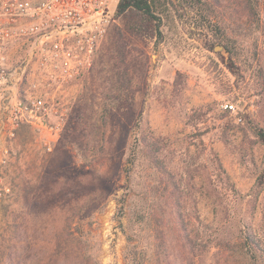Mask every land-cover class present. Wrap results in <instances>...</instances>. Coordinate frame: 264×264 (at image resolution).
I'll use <instances>...</instances> for the list:
<instances>
[{"label":"rangeland","instance_id":"1","mask_svg":"<svg viewBox=\"0 0 264 264\" xmlns=\"http://www.w3.org/2000/svg\"><path fill=\"white\" fill-rule=\"evenodd\" d=\"M118 2L111 0L114 21L67 116L49 118L61 129L25 123L9 144L4 172L11 194L0 202V264L17 262V236L25 246L23 264H186L184 245L158 201L143 134L162 141L185 191L186 220L198 230L210 227L214 248L195 264H264L234 245L244 225L264 231V188L253 197L264 147L239 121L248 115L264 128V0L260 20L229 6L211 24L202 14L183 16L162 6L161 33L139 11L117 17ZM207 34L214 46L227 45L226 53L207 50ZM231 58L238 79L226 66ZM23 193L31 208L38 203L40 221L35 215L16 220ZM160 230L168 247L157 255ZM59 240L66 250L54 246Z\"/></svg>","mask_w":264,"mask_h":264},{"label":"built area","instance_id":"2","mask_svg":"<svg viewBox=\"0 0 264 264\" xmlns=\"http://www.w3.org/2000/svg\"><path fill=\"white\" fill-rule=\"evenodd\" d=\"M110 3L0 0V202L11 194L9 144L25 123L61 129L49 118L67 116L69 101L94 67L114 21Z\"/></svg>","mask_w":264,"mask_h":264},{"label":"trees","instance_id":"3","mask_svg":"<svg viewBox=\"0 0 264 264\" xmlns=\"http://www.w3.org/2000/svg\"><path fill=\"white\" fill-rule=\"evenodd\" d=\"M162 6L173 7L177 13H182L183 16L189 15L196 12L195 14H202L209 23L212 21V18L217 15L221 10H226L229 6L232 7L236 13H242V16L248 19L260 20L261 14V0H119L116 7V16L120 17L126 14L129 10H136L140 13L148 16L149 18L157 22L158 32L161 33V24L162 20L159 15L162 13L159 11V8ZM211 24V23H210ZM208 35V34H207ZM221 44V43H220ZM218 44V45H220ZM204 45L207 50L214 51V44L210 36H205ZM227 46V45H225ZM120 62H122V57L119 54ZM227 68L233 76L237 79L241 77L240 68L237 66L235 61L231 58L227 63ZM180 84V80L176 81V86ZM104 124L108 125V108L105 109L103 115ZM242 123H247L249 125V131L255 137L257 143L261 144L264 147V128L255 124L250 116L246 115L243 119L239 120ZM141 145L145 151V156L149 161L150 166L155 171L157 182L156 188L159 192L158 201L161 206L165 208L164 214H166V220L168 221V227L173 230L176 234L178 244L184 245L182 254L185 255L186 264H195V259L199 255H204L205 253H210L214 248V240L210 232L209 226H203L202 229L198 230L193 228L192 225L186 220V195L182 187V182L177 178L174 172L170 169L167 160L163 154L164 147L162 141L158 138L153 137L151 134H143L141 137ZM264 188V169L261 175L258 177L253 197L255 200H258ZM157 193V192H156ZM22 202L23 212H19L18 219H23V221L28 220L31 215H35L39 220L41 216H37L40 212H35L37 204L35 201L34 204L30 207V198L27 194L20 195ZM19 198H17L18 200ZM79 202V198L77 199ZM20 205V200L18 202ZM163 208V209H164ZM62 233L64 234L70 232V218L67 214L64 216ZM26 232L28 231L25 226ZM204 233L202 239L200 232ZM71 233V232H70ZM166 232L160 230L159 237L157 236V246L155 252L160 254L162 251L165 252L168 245L166 242L161 241L160 235L164 236ZM199 233V235H198ZM20 235V234H19ZM72 235V234H71ZM65 237V236H64ZM206 240H205V239ZM14 241V246L16 250L17 262L15 264L24 263V254L25 246L21 243L20 236ZM231 246V242H226ZM241 244L243 250H245L246 255L250 256V259L253 261L262 260L264 263V231L261 235L255 232L252 225L247 224L241 230L240 237L238 238V243H234L235 247ZM56 248H62L66 250L67 245H63L62 242H57L54 245ZM216 248V247H215ZM166 256V253H165ZM170 253L167 254L169 258ZM47 264H54L53 261L48 262ZM59 264V261L56 262Z\"/></svg>","mask_w":264,"mask_h":264},{"label":"water","instance_id":"4","mask_svg":"<svg viewBox=\"0 0 264 264\" xmlns=\"http://www.w3.org/2000/svg\"><path fill=\"white\" fill-rule=\"evenodd\" d=\"M215 51L221 52V53H226L227 50H226L225 46L221 45V46L215 47Z\"/></svg>","mask_w":264,"mask_h":264}]
</instances>
